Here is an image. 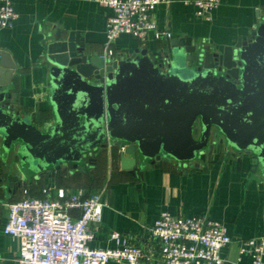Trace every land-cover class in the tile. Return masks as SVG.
Instances as JSON below:
<instances>
[{
	"label": "crops",
	"instance_id": "crops-1",
	"mask_svg": "<svg viewBox=\"0 0 264 264\" xmlns=\"http://www.w3.org/2000/svg\"><path fill=\"white\" fill-rule=\"evenodd\" d=\"M12 1L18 17L12 28H0V51L15 66L8 86L15 94V106L36 114L42 125L53 118L47 48L57 33L63 37L78 34L87 53L106 58L130 56L138 48L163 57L169 42L150 35L142 44L123 34L113 45L115 55L110 56L106 53L110 8L94 0ZM196 12L187 0H161L154 17L159 29L171 32V40L192 38L222 51L264 23V0H221L210 20ZM91 158L95 164L82 163L83 170L62 168L38 177L26 169L19 155L8 154L0 139V264H20V240L4 232L6 205L28 196L45 198V189L54 199L59 190L85 198L100 196L105 206L101 221L93 225L92 248L143 247L152 239L151 228L167 211L176 216H207L225 225L233 240L223 250L225 264H253L250 256L240 254V241L264 238V176L253 171L248 156L225 153L221 141L195 165L163 158L155 163L142 161L132 173L123 169L120 151L109 141ZM13 176L16 183L11 181ZM72 214L78 217L79 212Z\"/></svg>",
	"mask_w": 264,
	"mask_h": 264
},
{
	"label": "water",
	"instance_id": "water-1",
	"mask_svg": "<svg viewBox=\"0 0 264 264\" xmlns=\"http://www.w3.org/2000/svg\"><path fill=\"white\" fill-rule=\"evenodd\" d=\"M162 54L94 56L78 34L57 33L47 48L53 118L42 125L15 106V66L0 51L4 150L41 177L95 164L109 141L132 173L163 158L195 165L222 141L225 153L248 156L264 176V23L222 51L184 37Z\"/></svg>",
	"mask_w": 264,
	"mask_h": 264
},
{
	"label": "built area",
	"instance_id": "built-area-1",
	"mask_svg": "<svg viewBox=\"0 0 264 264\" xmlns=\"http://www.w3.org/2000/svg\"><path fill=\"white\" fill-rule=\"evenodd\" d=\"M113 10L107 23V55L114 56L113 45L123 34L142 44L172 39L161 30L154 10L161 0H94ZM197 8V16L211 19L221 0H187ZM12 0H0V28H12L17 19ZM26 197L7 204L8 222L4 232L20 240V264H225L223 250L233 240L225 225L207 216L184 217L162 212L151 228L152 239L143 247L122 249L90 247L95 240L93 225L100 222L105 204L100 196L85 198L59 190L52 198ZM78 211L74 217L72 211ZM115 238H119L116 234ZM240 254L253 264H264V238L240 241Z\"/></svg>",
	"mask_w": 264,
	"mask_h": 264
}]
</instances>
